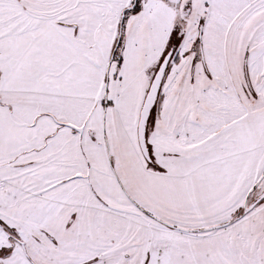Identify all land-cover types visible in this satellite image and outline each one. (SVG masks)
<instances>
[{
    "label": "snow or ice",
    "instance_id": "snow-or-ice-1",
    "mask_svg": "<svg viewBox=\"0 0 264 264\" xmlns=\"http://www.w3.org/2000/svg\"><path fill=\"white\" fill-rule=\"evenodd\" d=\"M0 264H264V0H0Z\"/></svg>",
    "mask_w": 264,
    "mask_h": 264
}]
</instances>
